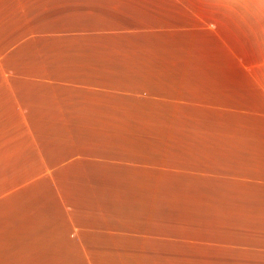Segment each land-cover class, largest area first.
<instances>
[{
	"label": "crops",
	"instance_id": "crops-1",
	"mask_svg": "<svg viewBox=\"0 0 264 264\" xmlns=\"http://www.w3.org/2000/svg\"><path fill=\"white\" fill-rule=\"evenodd\" d=\"M144 109L183 119L152 168L78 123ZM161 163L181 213L119 185ZM0 264H264V0H0Z\"/></svg>",
	"mask_w": 264,
	"mask_h": 264
},
{
	"label": "rangeland",
	"instance_id": "rangeland-1",
	"mask_svg": "<svg viewBox=\"0 0 264 264\" xmlns=\"http://www.w3.org/2000/svg\"><path fill=\"white\" fill-rule=\"evenodd\" d=\"M143 113L144 115L141 116H129L120 119H79L78 123L88 125L89 127H91L92 131V129H96L98 126L101 127V125L109 126L111 128V125L115 126L118 122H120V131L125 132L127 127L130 134L134 131V128L137 127L138 140L142 139L144 145L142 149V155L145 161L143 164L147 168H152V165H154L152 164L153 160H166L165 157L167 156V149L170 148V145L172 143L178 144L179 142L183 141V119L180 117L168 116L169 112H167L166 110L150 111L144 109ZM100 120H103V123L100 122ZM123 139L125 138L123 137ZM162 165V163L155 165V170H157V173L159 174L158 178L160 179V181L157 183H151L150 181L132 183L126 181L119 182V185L122 189H126L128 191L136 190L140 193L139 195H141V197L138 200L141 199L143 202H141L140 205L138 204L136 206L150 207L151 205L146 202L152 201V207L171 206L177 209V213H181L183 211L185 200L187 198L184 191V181L182 182L183 167L172 166V168H175L176 171L171 172L168 170V167L170 166ZM172 179H174V181H172ZM153 189L157 191L156 194L159 197H150ZM117 195L121 194L117 193ZM131 197L134 196H128V198ZM130 204L132 203L129 202V205Z\"/></svg>",
	"mask_w": 264,
	"mask_h": 264
}]
</instances>
